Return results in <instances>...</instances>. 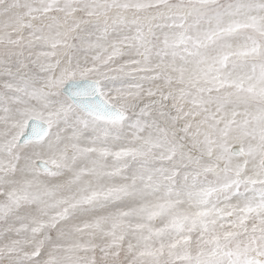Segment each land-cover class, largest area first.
<instances>
[{
    "label": "snow or ice",
    "instance_id": "snow-or-ice-1",
    "mask_svg": "<svg viewBox=\"0 0 264 264\" xmlns=\"http://www.w3.org/2000/svg\"><path fill=\"white\" fill-rule=\"evenodd\" d=\"M0 264H264V0H0Z\"/></svg>",
    "mask_w": 264,
    "mask_h": 264
}]
</instances>
